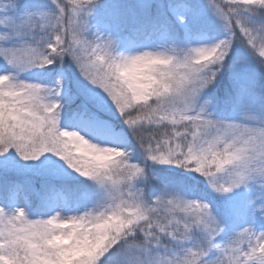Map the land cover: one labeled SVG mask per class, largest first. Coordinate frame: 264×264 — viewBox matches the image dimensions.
I'll use <instances>...</instances> for the list:
<instances>
[{
	"label": "snow or ice",
	"instance_id": "snow-or-ice-1",
	"mask_svg": "<svg viewBox=\"0 0 264 264\" xmlns=\"http://www.w3.org/2000/svg\"><path fill=\"white\" fill-rule=\"evenodd\" d=\"M0 264H264V0H0Z\"/></svg>",
	"mask_w": 264,
	"mask_h": 264
}]
</instances>
